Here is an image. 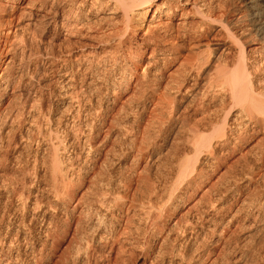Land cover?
Wrapping results in <instances>:
<instances>
[{
    "label": "rangeland",
    "instance_id": "374dc122",
    "mask_svg": "<svg viewBox=\"0 0 264 264\" xmlns=\"http://www.w3.org/2000/svg\"><path fill=\"white\" fill-rule=\"evenodd\" d=\"M213 2L229 17L242 9L241 0ZM37 7L8 0L0 11V264H9L6 256L15 259L10 264H264V219L252 221L258 211L264 217V131L245 135L235 150L227 146L209 171L200 164L209 150L191 151L173 112L155 107L150 92L144 99L132 89L116 93L112 103L111 90L63 88L51 63L67 48ZM211 24L212 41L227 43L220 23ZM86 49L75 45L70 58ZM223 58L230 68L239 63L236 48ZM178 68L173 62L161 83ZM181 117L193 116L180 108ZM107 120L121 133L100 142ZM185 160L194 171L175 174ZM57 188L70 192L74 215ZM206 189L212 198L226 191L211 210ZM237 189L244 209L221 234L207 232L198 213H214Z\"/></svg>",
    "mask_w": 264,
    "mask_h": 264
},
{
    "label": "bare ground",
    "instance_id": "6f19581e",
    "mask_svg": "<svg viewBox=\"0 0 264 264\" xmlns=\"http://www.w3.org/2000/svg\"><path fill=\"white\" fill-rule=\"evenodd\" d=\"M7 2L0 0V11ZM36 2L40 16L51 20L55 38L67 48L59 63H51L63 88L81 87L84 93L90 94L99 89L111 90L112 103L118 100L117 94L130 89L141 99L150 92L149 98L153 97L155 107L164 112L169 109L168 116L173 112L170 118L177 119L172 122L175 132L183 133L191 151L209 150L200 160L209 171L217 169L219 163H215L220 161L223 151L235 150V145L245 135L264 131V0H241L242 9L235 8L233 17L217 7L213 0ZM33 5L31 3V7ZM109 18H113L111 26L102 27L101 23ZM215 22L227 33V43L212 41L214 24L211 23ZM29 23L30 17L26 25ZM139 31L143 33L139 35ZM80 38H87L89 42L80 43ZM135 38L136 46L132 48L130 43ZM75 45L87 49L70 58ZM232 48L239 53V63L230 68L223 55ZM175 61H179L177 75H171L163 85V74ZM9 81L5 78L2 83L7 85ZM180 108L191 111L193 117L177 118ZM3 117L1 110L0 121ZM99 126L100 130L105 127L100 142L111 137L115 140L121 133L112 120H107V126ZM97 142L95 140L92 146L97 147ZM260 154L264 156V148L260 149ZM193 171V166L185 160L176 166L175 174L187 175ZM223 179L225 181V177ZM213 187L220 190L219 186L210 188ZM56 190L61 194L62 203L67 204V212L74 215L76 204L70 203V192ZM205 195L208 200L212 199L208 202L211 210L226 191L212 198L206 189ZM239 196L241 191L237 189L214 213H206L205 209L198 213L200 221L207 223V232L221 234L230 226L246 204ZM263 202L264 199L258 208ZM216 214H220L217 219ZM263 219L258 211L252 221ZM0 242L6 244L4 238H0ZM132 247L140 246L133 244ZM6 258L9 264L15 260Z\"/></svg>",
    "mask_w": 264,
    "mask_h": 264
}]
</instances>
